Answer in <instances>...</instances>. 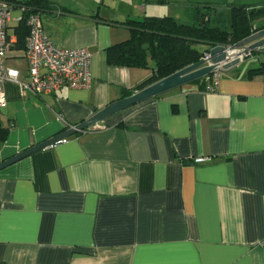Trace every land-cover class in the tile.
Returning a JSON list of instances; mask_svg holds the SVG:
<instances>
[{"label": "crops", "instance_id": "0c3cea01", "mask_svg": "<svg viewBox=\"0 0 264 264\" xmlns=\"http://www.w3.org/2000/svg\"><path fill=\"white\" fill-rule=\"evenodd\" d=\"M157 1L47 0L44 33L87 49L90 85L23 97L6 82L0 162L137 92L151 70L109 66L105 52ZM11 33L5 67L24 81ZM261 66L264 48L222 70L215 92L184 85L2 169L0 264H264V74L249 76Z\"/></svg>", "mask_w": 264, "mask_h": 264}, {"label": "trees", "instance_id": "16d2710c", "mask_svg": "<svg viewBox=\"0 0 264 264\" xmlns=\"http://www.w3.org/2000/svg\"><path fill=\"white\" fill-rule=\"evenodd\" d=\"M6 2V1H5ZM158 0L157 3H164ZM9 4L12 9L23 8L21 20L8 26L16 41L14 51H23L28 35L27 17L40 15L48 8L47 0H29ZM191 4V3H190ZM192 24H182L170 17L146 16L141 20H127L123 25L129 30L127 41L108 48L105 52L109 66L149 69L151 76L134 91L144 88L200 61L203 53L216 46H232L250 36L254 21L264 16V8L248 10V6H230L229 16L218 12L208 3L196 4ZM205 10V12L203 11ZM211 13H214L212 16ZM204 19L202 23L201 19ZM264 28L262 25L259 29ZM257 30V29H256ZM264 74V67L249 71V76ZM199 80V81H203ZM127 93V96H130ZM8 130L0 122V144L6 141Z\"/></svg>", "mask_w": 264, "mask_h": 264}, {"label": "built area", "instance_id": "2783aa9c", "mask_svg": "<svg viewBox=\"0 0 264 264\" xmlns=\"http://www.w3.org/2000/svg\"><path fill=\"white\" fill-rule=\"evenodd\" d=\"M22 13L23 8L19 9ZM12 7L0 0V109L6 105L3 85L6 82H14L19 86L21 96H50L59 92L63 87L69 89H88L90 85L89 64L91 55L86 48L66 49L55 45L44 33L40 15L31 14L27 17L26 25L28 35L25 40L23 59L27 67V78L18 80L15 70L5 67L6 56L10 51V39L8 26L10 25ZM20 17L13 20L16 24ZM253 28V32H255ZM252 32V33H253ZM251 33V34H252ZM225 51L224 62L216 65L213 73L204 78L206 91L215 92L218 87L222 66L238 60L241 63L251 53L244 55L242 50L233 49L231 46H223ZM211 50V49H210ZM203 53L200 61L204 66H212L209 51ZM99 124L93 126L91 131L101 130ZM205 159H197L200 163Z\"/></svg>", "mask_w": 264, "mask_h": 264}, {"label": "water", "instance_id": "95a60500", "mask_svg": "<svg viewBox=\"0 0 264 264\" xmlns=\"http://www.w3.org/2000/svg\"><path fill=\"white\" fill-rule=\"evenodd\" d=\"M214 13H212V16ZM264 20V16H261L256 21ZM202 23L204 19H201ZM264 22H260V25L254 26L255 32L250 34V36L246 37L242 41L232 45L230 47L233 49H240L244 55L248 53H252L254 51L260 50L264 48V28L259 29ZM257 29V30H256ZM225 51L226 49L223 46H216L209 51L210 62L212 66H204V61H199L196 64L188 66L183 70H180L171 76L164 78L143 90L137 91L131 96L122 99L120 101L109 104L103 110L94 114L87 121L69 128V130L47 140L37 146H34L8 160L0 162V171L38 151H41L48 147H54L62 143V141L68 139L71 136H74L78 133L84 132L93 126L102 123L104 120L112 117L113 115L120 113L132 106L145 102L147 100L159 97L160 95L182 87L184 85L191 84L193 82L204 79L205 77L211 75L216 67V65H220L224 62L225 59ZM239 64L238 60H235L231 63H226L222 66V70H228L236 67Z\"/></svg>", "mask_w": 264, "mask_h": 264}, {"label": "rangeland", "instance_id": "374dc122", "mask_svg": "<svg viewBox=\"0 0 264 264\" xmlns=\"http://www.w3.org/2000/svg\"><path fill=\"white\" fill-rule=\"evenodd\" d=\"M257 0H166L164 3L153 4L148 14L155 17H170L182 24H192L196 21L193 18L192 10L196 4L208 3L218 12H223L226 17L229 16V7L238 5H247ZM191 3V4H190ZM205 12V10H203ZM212 15V13H211ZM18 13L13 11L11 17L14 19ZM147 16V15H146ZM264 22V20H261ZM10 24H15L13 21Z\"/></svg>", "mask_w": 264, "mask_h": 264}]
</instances>
